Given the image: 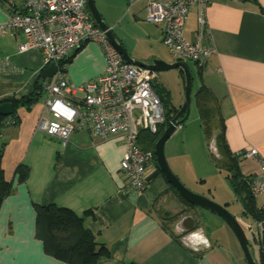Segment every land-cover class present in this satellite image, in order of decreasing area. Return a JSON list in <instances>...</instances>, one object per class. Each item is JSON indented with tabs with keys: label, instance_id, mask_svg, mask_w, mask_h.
<instances>
[{
	"label": "crops",
	"instance_id": "1",
	"mask_svg": "<svg viewBox=\"0 0 264 264\" xmlns=\"http://www.w3.org/2000/svg\"><path fill=\"white\" fill-rule=\"evenodd\" d=\"M93 1L130 57L148 63L153 58L167 61V55L171 56L162 42V24L145 19L149 0L132 4L128 0ZM11 3L15 9H22V0ZM9 12L7 0H0V23ZM197 18L192 7L183 26V36L191 42L196 38ZM204 20L205 33L214 51L200 67L194 61L191 65L185 62L196 77L192 86L191 76L190 103L194 104V112L189 123L186 119L190 112L179 125L186 126L185 130L192 123L204 139L193 92L200 84L205 85L217 100L230 151L256 150L255 156H240L239 165L245 163L246 169H240L242 175H261L264 173V0H210ZM125 25L142 29L143 43L125 44L121 36ZM22 39L20 33L13 36L0 33V99L30 93L46 66L40 50L17 51ZM140 47L146 50H139ZM67 57L69 60L61 72L70 84H85L104 72L105 57L94 41L81 42ZM3 59H7V67H2ZM43 96L42 92L33 104L18 106L13 114L16 121L9 122L5 117L0 127L1 168L4 178L12 180V188L0 205V233L3 236L10 233L15 243L22 237L30 240L29 249L21 251L15 245V251L24 252L19 255L24 256L20 264L28 261L67 264L44 254L41 242L34 237L32 205L51 202L78 214L91 210L84 217L86 225L95 240L108 249L94 264H245L226 224L218 226L220 230L224 228L223 240L208 238L194 217L186 215L190 213L186 211L188 208L170 190L163 175L157 174L141 191L125 190L126 177L119 168L122 136L102 140L83 126L72 130L66 145L61 146L59 139L35 130L38 118L46 114ZM183 144L187 148L193 146L190 139H185ZM173 154L169 167L179 179L181 168L176 157L182 155ZM20 163L29 167L23 181L15 174ZM151 169L153 162L148 164V171ZM185 217L193 220V226L184 229L180 237L176 233L183 229L181 222Z\"/></svg>",
	"mask_w": 264,
	"mask_h": 264
},
{
	"label": "built area",
	"instance_id": "2",
	"mask_svg": "<svg viewBox=\"0 0 264 264\" xmlns=\"http://www.w3.org/2000/svg\"><path fill=\"white\" fill-rule=\"evenodd\" d=\"M87 0H22L17 10L7 0L10 12L0 23V33H20L18 52L37 49L45 65H56L54 74L43 83V108L35 129L58 138L61 146L68 134L87 126L99 139L115 135L123 138L119 168L126 177L125 190L141 191L146 185L150 151L137 143L140 130L155 133L164 119V109L154 86L158 73L146 66L127 63L93 21L86 6ZM137 0H128L132 4ZM210 0H149L145 19L162 24V42L177 60L189 59L198 66L214 51L205 33L204 10ZM192 7L197 11V33L194 41L183 36V26ZM12 9V10H11ZM96 42L105 57L104 72L85 84H70L62 76L58 63L81 42ZM7 67V59L1 62ZM243 156H255L249 149ZM241 155V156H242ZM264 165V163H263ZM248 187L261 218L249 224L256 230V239L264 264V173L252 175Z\"/></svg>",
	"mask_w": 264,
	"mask_h": 264
},
{
	"label": "trees",
	"instance_id": "3",
	"mask_svg": "<svg viewBox=\"0 0 264 264\" xmlns=\"http://www.w3.org/2000/svg\"><path fill=\"white\" fill-rule=\"evenodd\" d=\"M68 60L69 57H66L61 59L58 63L62 71ZM179 72L183 81L182 73L181 71ZM200 73L201 68H198V74ZM42 86L43 83L40 80H37L30 93L19 98L0 99V103L8 101L12 105V111L8 117L10 119L9 122L16 121V117H14L13 114L18 106H29L39 99L42 94ZM154 86L160 96L164 109V119L158 125L155 133L140 130L137 136L139 147L143 150L150 151L152 154L151 162L154 164V169L147 172L146 184H148L157 174L162 175L155 162L153 145L162 133L167 121L177 112L179 106L174 105L170 101L169 91L164 86L160 85L157 79L154 81ZM193 97L199 117L200 128L206 144H208V136H211L212 133L216 131L214 139L215 147L219 155L218 157H214L209 151L210 160H212L213 163H218L226 171L225 178L229 182L235 197L241 202V214L250 216L252 219L261 218V214L255 207L254 198L248 187V182L252 175H242L239 165L242 153L232 152L228 148L225 139V125L223 118L220 115L217 100L211 90L203 84H200L195 89ZM5 117L6 116L0 115V127L5 123ZM2 148L3 146L0 147V162L3 151ZM214 165L216 164L214 163ZM28 170L29 167L26 164L20 163L16 165L15 174L17 175V179L19 181L25 180ZM11 188L12 180H6L4 178L0 163V205L4 197L10 192ZM169 188L177 196L181 204L187 208H195V206L182 199L173 187L170 186ZM32 208L35 220L34 237L41 242L44 254L67 264H94V261L99 255L108 252V249L103 244H100L95 240L86 225L84 217L91 213V210H84L83 213L78 214L71 208L60 206L53 202L44 204L33 203ZM257 264H263L261 254L260 262Z\"/></svg>",
	"mask_w": 264,
	"mask_h": 264
},
{
	"label": "rangeland",
	"instance_id": "4",
	"mask_svg": "<svg viewBox=\"0 0 264 264\" xmlns=\"http://www.w3.org/2000/svg\"><path fill=\"white\" fill-rule=\"evenodd\" d=\"M144 34L145 32H143L142 29L131 25L122 26L121 29V36L125 44L129 46H135L136 44L140 45ZM140 49L146 50V47H140L139 50ZM166 59H168L167 61L169 62L174 60L173 56H170L169 54ZM184 61L188 65L192 64V61L189 59H184ZM190 72L193 79V86L195 84L196 77L192 67L190 68ZM157 80L160 85L164 86L169 91L170 101L174 105H180L183 101L184 83L181 79L179 70L170 69L158 72ZM189 112L190 116L188 115L189 117L187 116L188 118L186 119L188 123L191 121V115L194 112L193 102L189 104L188 114ZM188 125L189 126H187L185 130H183V127L186 126L179 125L164 144V157L168 166L171 164L170 159L171 156L174 155L173 153L182 155L179 159L176 157V159L179 160L181 168L179 180L191 192L202 195L205 198L223 206L231 214L236 216L248 239L251 256L259 262L258 259L260 257V250L259 242L255 239L256 230L253 228V225L249 228V224L253 223V219L250 216L241 214V202L235 197L229 182L225 178L226 171L218 163L214 162L216 164L214 165L213 161L209 158L210 152L214 157H218L219 155L215 147L214 134L212 133L211 136H208V144H206L205 140L201 139V136L197 133V126H192V123ZM185 139H190L193 146H189L188 148L187 146H184L183 141ZM173 149L174 152L172 151ZM243 164L245 165V163L240 162V169L242 168L243 171H246ZM186 211L195 215L197 224L208 238L218 240L224 239V235L222 233L224 228H221L220 230L218 226L223 225L224 227L225 224L219 217L198 207L188 208ZM12 237L13 236L10 233L4 236L0 233V264H12L13 262L20 264V261L24 256L19 255H24V252H20L17 249L15 251V245H18L17 247L20 248L21 251L26 247L29 249L30 240L22 237L17 243H15L12 241ZM14 253L16 256H13ZM28 264L34 263L28 261Z\"/></svg>",
	"mask_w": 264,
	"mask_h": 264
},
{
	"label": "water",
	"instance_id": "5",
	"mask_svg": "<svg viewBox=\"0 0 264 264\" xmlns=\"http://www.w3.org/2000/svg\"><path fill=\"white\" fill-rule=\"evenodd\" d=\"M87 10L90 13L95 24L101 29L105 31V34L112 45L117 49L122 58L130 64H135L139 66H146L147 68L154 70L156 72L166 71L170 69H178L181 71L183 76V101L178 106L177 112L167 121L166 126L164 127L160 136L156 139L153 145V153L155 157V162L159 168V171L162 173L164 179L167 183L173 187L180 197L184 199L189 204L208 211L217 217H219L226 226L230 229L233 234L235 240L237 241L239 248L242 252L243 258L245 260V264H257L255 260L252 258L251 253L249 251L248 239L245 235V232L238 222V219L231 214L228 210H226L223 206L205 198L202 195L191 192L187 189L182 182L177 178V176L172 172L170 167L168 166L165 157H164V144L166 140L170 137L176 127L183 122V120L188 115V109L190 104L191 97V74L188 69L187 64L182 60H174L171 62H167L161 59L153 58L148 63H144L140 60L134 59L129 56V54L125 51L122 44L118 41L114 33L111 31V27L108 26L98 10L95 7L93 0L86 1ZM56 70V65L53 62L48 63L40 72L39 80L44 83L46 79L50 78ZM12 111V105L10 102L5 101L0 103V115L7 116ZM190 222V229L192 228V220Z\"/></svg>",
	"mask_w": 264,
	"mask_h": 264
},
{
	"label": "flooded vegetation",
	"instance_id": "6",
	"mask_svg": "<svg viewBox=\"0 0 264 264\" xmlns=\"http://www.w3.org/2000/svg\"><path fill=\"white\" fill-rule=\"evenodd\" d=\"M186 215H191V217L193 216L194 217V221L197 222L196 219H195V215L193 213H188ZM189 220H190V217L189 218L185 217V219H183V221L181 222V227L183 229L178 230V233H176L177 236L181 237V233L183 232V230L186 229L190 225Z\"/></svg>",
	"mask_w": 264,
	"mask_h": 264
},
{
	"label": "bare ground",
	"instance_id": "7",
	"mask_svg": "<svg viewBox=\"0 0 264 264\" xmlns=\"http://www.w3.org/2000/svg\"><path fill=\"white\" fill-rule=\"evenodd\" d=\"M43 102H44V100H43ZM8 116H10V114L9 115H7L6 117L8 118ZM36 130V129H35ZM40 132V131H39ZM58 139V138H57Z\"/></svg>",
	"mask_w": 264,
	"mask_h": 264
}]
</instances>
